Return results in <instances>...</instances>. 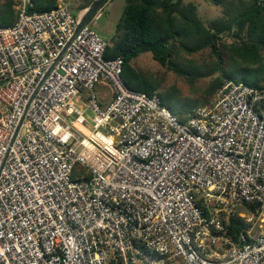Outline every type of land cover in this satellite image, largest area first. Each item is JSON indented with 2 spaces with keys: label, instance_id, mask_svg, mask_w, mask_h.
Returning <instances> with one entry per match:
<instances>
[{
  "label": "built area",
  "instance_id": "built-area-1",
  "mask_svg": "<svg viewBox=\"0 0 264 264\" xmlns=\"http://www.w3.org/2000/svg\"><path fill=\"white\" fill-rule=\"evenodd\" d=\"M31 4L0 25V264H264V87L181 120L87 10Z\"/></svg>",
  "mask_w": 264,
  "mask_h": 264
},
{
  "label": "trees",
  "instance_id": "trees-1",
  "mask_svg": "<svg viewBox=\"0 0 264 264\" xmlns=\"http://www.w3.org/2000/svg\"><path fill=\"white\" fill-rule=\"evenodd\" d=\"M31 1L32 4L27 8L29 13L49 11L57 6L59 0ZM96 1L83 0L75 12L92 8ZM209 1L215 5L225 3V0ZM244 1L231 0L229 11L234 15L228 21H218L207 27L198 16L197 6L185 5L184 0H126L123 18L116 27V35L107 48L106 57H122L124 82L131 89L152 96L156 94L157 86L132 66L133 60L143 53H151L155 61L172 69L173 56L177 48L182 47L188 53L210 48L222 62L219 42L222 40L221 35L225 34L232 40L229 46L232 51L230 58L234 61L240 59L244 66L231 71L216 66L217 71L223 72L212 83L211 96L217 93L225 79L264 87V59L261 53L264 47V0H248L247 5L243 4ZM15 5L16 0H3L0 4L1 26L15 24ZM162 103L167 106L163 99ZM237 224L238 229L245 227L241 221Z\"/></svg>",
  "mask_w": 264,
  "mask_h": 264
},
{
  "label": "rangeland",
  "instance_id": "rangeland-1",
  "mask_svg": "<svg viewBox=\"0 0 264 264\" xmlns=\"http://www.w3.org/2000/svg\"><path fill=\"white\" fill-rule=\"evenodd\" d=\"M0 4L3 0H0ZM83 0H66L71 11L77 15L90 8L75 12ZM231 0H225L224 4L215 5L209 0H184V4L197 6V13L200 20L207 27L218 21H228L233 12L229 11ZM248 4V0L243 2ZM126 0H109L90 20L89 26L104 40L111 42L116 35V27L123 18ZM16 11V9H15ZM16 11V15H17ZM219 49L222 55V62L215 56L210 48H205L196 53H188L182 47L177 48L173 56L174 68L161 65L153 59L151 53H143L132 61V66L139 71L153 85L157 86L156 94L164 100L166 107L177 117L187 118L193 111L209 107L216 100L217 93L211 96V87L214 80L223 71L215 68L222 67L224 71H231L234 68L244 66V63L237 59L230 58L232 53L230 44L232 40L225 34L221 35ZM264 59V47L261 49ZM221 63V64H219ZM221 70V69H220ZM214 73V74H212Z\"/></svg>",
  "mask_w": 264,
  "mask_h": 264
},
{
  "label": "water",
  "instance_id": "water-1",
  "mask_svg": "<svg viewBox=\"0 0 264 264\" xmlns=\"http://www.w3.org/2000/svg\"><path fill=\"white\" fill-rule=\"evenodd\" d=\"M106 0H97L92 8H90L81 24V28L90 22L92 17L100 10V7Z\"/></svg>",
  "mask_w": 264,
  "mask_h": 264
}]
</instances>
